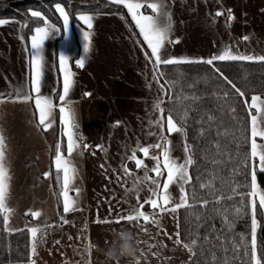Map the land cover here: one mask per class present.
<instances>
[{
  "label": "crops",
  "instance_id": "1",
  "mask_svg": "<svg viewBox=\"0 0 264 264\" xmlns=\"http://www.w3.org/2000/svg\"><path fill=\"white\" fill-rule=\"evenodd\" d=\"M168 4L171 13V38L179 41L167 45L169 56L198 61L223 54L226 50L240 54L264 53V0H168ZM229 10L234 17L231 21L227 19ZM217 11L223 12V15L215 16ZM86 14L93 15L95 19L91 50L87 54L84 68L76 66V60L85 56L82 36L85 26L82 22L78 20L75 25L70 22L67 40L64 38L62 19L61 28L49 22L60 31L54 32L45 41L46 67L41 88V94L53 101V111L57 110L63 134L59 112V95L63 91V76L60 72L59 56L60 54L67 56L68 67L74 73V84L70 90L69 99L72 101L79 124V133L83 137L82 144L87 143L90 146L88 150L83 151L82 155L73 153L78 155L77 159L79 158L81 163V183L85 187V203L83 208L76 212L77 218L71 215L66 229L65 226L52 222L49 224L51 227L46 225L44 230L47 234L44 241L38 244L37 255L34 257L36 264H92L94 243L90 231L105 229L109 224H114V222L96 223V220L111 218L121 213L127 214L129 208L137 204L136 196L125 192L124 181L127 180V187L130 188L132 179L136 176L142 177L144 172L143 169H136L134 161V166L130 169L128 163L131 160L127 157L137 145L149 146L160 140L159 136L150 134L158 132L159 129L149 123L158 115L153 108L159 87L152 79L153 65L146 59L151 54L150 50L143 42L131 16L128 15L136 33L120 14ZM5 20L9 23L0 26V95L13 94L20 88L28 94L30 93L31 42L29 40L26 44L24 41L18 21ZM245 36L248 37L247 40L244 39ZM85 93L91 95L85 96ZM26 112L35 113L38 116L34 99L0 104V126L1 123H8L5 125V130L0 129V133L6 139V155L8 156L5 162L8 169L14 167L10 154L14 151L16 143L9 126L17 117L29 122L30 117ZM29 129L32 146L37 148L35 152L38 153L41 149L40 136L31 124ZM54 137L55 134L53 136L48 134L49 142L46 140L42 147L49 156ZM64 138L66 148L63 154L67 156V139L65 136ZM170 140L172 156L178 162H183L185 158L183 136L174 133ZM258 143H264V141L258 138ZM98 145L102 146L103 150H98ZM159 152V149H150V155H158ZM137 158L143 159L149 169L155 165L153 159L143 157L140 152H137ZM43 164H41L42 168ZM124 166L133 173L132 178L126 177L123 172ZM42 172L47 173L45 169ZM150 175L154 176L151 173ZM166 175L167 173L161 177V184ZM16 184V181L11 178L10 187ZM47 185L49 198L47 201L50 200L53 206L52 200L56 202V196L53 189H51L52 192L50 191L48 182H46V188ZM175 189L176 186L173 185L170 191L176 198V192H173ZM150 195V191L145 186L140 193V202L143 203ZM143 210L147 214L154 211L148 204H145ZM121 222L129 228L136 227L135 222ZM10 225L13 229L11 221ZM138 237L139 234L135 238ZM57 241L59 243H56ZM173 246L176 247V244ZM157 247L159 248L158 244ZM7 264H27V262ZM141 264L152 263L145 262L141 258Z\"/></svg>",
  "mask_w": 264,
  "mask_h": 264
},
{
  "label": "snow or ice",
  "instance_id": "2",
  "mask_svg": "<svg viewBox=\"0 0 264 264\" xmlns=\"http://www.w3.org/2000/svg\"><path fill=\"white\" fill-rule=\"evenodd\" d=\"M111 4L122 5L127 9L128 15L131 16L132 22L135 24L136 29H138L140 36L143 38V42L147 45V49L150 50V56L146 59L149 63L153 65V82L159 87V93L154 103V112L158 115L155 119L150 120L149 123L154 125L159 129L156 133H150L159 136V142L149 145L141 146L137 145L131 152V155L127 159L134 161L137 170L143 169L144 175L136 176L132 179L131 187H127V180L124 181L125 192L132 193L137 198V204L131 206L127 214H117L111 218H104L103 220L97 219L96 223H121V221L135 222L136 227H139L142 231H147L145 225L152 223L153 225L159 227L160 221L156 218L158 215L171 212L177 213L181 208L192 209L196 206L198 194L193 190L192 192L187 191L186 186L193 184V179L189 174V168L197 164L194 159V151L192 145L185 143L184 153L185 158L183 162H178L171 154L172 145L170 137L174 133L186 136L185 125L187 124V109L184 116L181 117L180 121L174 118L171 111L168 112L165 117V109L163 107L165 103V97L169 99L172 98V89L174 88V82L165 80L164 66L199 62L205 63L213 67V70L219 73V69L215 67V61H239V62H259L264 63V53L256 54H240L238 52H233L232 50H226L223 54L213 56L206 60H188L173 58L167 53V45L178 43V40H173L171 38V13L169 11L168 0H109ZM142 9H150L151 15L145 14ZM55 10L59 13L60 18L63 21V32L64 38L67 40L70 31V21L69 13L65 10L60 3L55 4ZM223 15V12L217 11L215 16L219 17ZM30 16L33 18H39L43 21V27H35L34 34L30 36V93L26 94L23 88L17 89L13 94L10 95H0V104L6 102H23L31 101L34 99L35 111L38 113V126H42L43 131L49 130L53 124L51 123V118L53 115V101L41 94V88L43 84V78L45 73L46 61L44 53L45 41L50 38L52 34L60 29L54 28L53 25L49 23V20L42 15L38 10H33L30 12ZM77 20L82 22L85 26V30L82 32L83 36V51L85 56L76 60V66L78 68H84L85 60L87 54L91 50L92 45V35H93V21L95 17L91 14L81 13L77 15ZM227 19L229 21L233 20L234 17L231 14V10L228 12ZM9 21L5 19H0V26L8 24ZM245 40L248 39L247 36L244 37ZM60 72L63 76V91L59 95V112H60V124L63 129V135L67 139V156H65L61 149V144H57L54 166L57 174V182H62V189L59 196L63 204V213L68 214L71 212L80 211L79 208V193L80 189L76 188V197L69 195L71 185L73 180L78 175L77 167L74 165L71 157L73 153L82 155L84 150L89 149L87 143H83V137L79 133V124L76 120V114L72 107V101L69 99L70 90L74 84V73L68 67V57L64 54L59 56ZM220 76L225 80L226 83L230 84L235 92L238 94L239 98L243 99L244 107L248 109V128L250 130V136L246 137V140L250 143V150L244 155V166L245 168L251 167L250 172V184L246 183L244 185L235 184L231 188V195H215L216 192L220 191L214 186V181L219 178L215 170L210 173L211 179L207 182H201L200 189H210L212 190V195L214 196L215 203L221 204L222 201L232 200L234 197H239V206L235 208L236 217L246 215L247 211L250 210L251 214V231H250V241L241 236L240 240L231 241V259L227 257L221 258L218 251L215 249L223 248L224 253L230 251L228 247V241L226 237L218 236L217 240L220 244H211L208 237H204L205 244H211V248L207 251L198 243L197 238L190 239L187 243L183 242L180 238V232L175 233L176 239L174 243L176 245L182 246L189 253L190 264H199L198 259H194L198 256H202L205 260V264H232L233 261L239 260L240 264H264V241L258 236V228L260 224L258 223V212L264 215V190L257 184V170L264 173V143H258V138L260 141H264V96L254 94L251 96L250 102L248 101L245 92L237 88L231 80H229L223 73H219ZM161 80H164L161 83ZM167 86V87H166ZM151 87V85H150ZM85 96L91 95L90 93H85ZM215 95V94H214ZM223 98L227 101L231 99L228 92H224ZM198 96H185L177 98L178 102L183 103L184 100H199ZM254 110V111H253ZM232 113L236 112L233 107L230 109ZM208 122L214 124L216 117L214 115L208 116ZM233 119H236L233 116ZM166 133V134H165ZM201 136L204 135V130H201ZM228 132L223 133L217 131V136H227ZM217 149V154L220 155L221 144L219 139L214 142L213 145ZM159 149L158 155H150V149ZM98 150H103L102 146H97ZM137 152L143 154L145 158H151L155 161V165L152 168H148L144 163L143 159L137 158ZM229 159H231V154L229 153ZM6 139L2 133H0V217L3 218V231L6 233H13L17 231H23V229H12L9 227L10 217L14 213L7 201L10 193V180L11 176L9 169L6 165ZM251 161V165H249ZM223 161L213 160V164L222 163ZM103 167V165H102ZM123 172L126 177L132 178L133 173L124 166ZM236 172V169H233ZM154 174L153 175H150ZM167 173L166 178L161 184V177ZM49 173H45L44 177L47 179ZM118 179H120L118 177ZM177 186L180 191L179 200L174 197L170 191L171 186ZM145 186L150 191L151 195L147 197L143 203L140 202V193L144 190ZM248 187L249 191L246 193L239 192L238 189L241 187ZM191 201V202H190ZM199 206L202 208H207L210 203L207 199H200L198 201ZM145 204L151 206L154 210L151 214H147L143 209ZM111 211V209H110ZM228 210L224 209L221 213L224 216V222L228 226L229 231L231 230V224L234 221H230L228 218ZM195 215L197 221L201 219L199 215ZM31 215L33 220H36L41 216L40 211L29 210L25 212V216ZM63 223H68L64 217H61ZM143 221V223H141ZM51 227V225H48ZM179 229V224H177ZM121 228L119 231H122ZM27 232L30 235V252L27 260V264H36L34 257L37 255L38 244L44 241L46 236V231L44 228L39 226L27 227ZM38 233L40 234L38 236ZM115 237V232H113ZM172 237L169 236V239ZM71 239V237H69ZM114 241L108 242L110 246H115ZM56 243H59L57 241ZM137 244L140 241H136ZM149 250L151 248L157 247L156 244H151L148 246ZM197 248L200 249L197 252ZM87 249V246H86ZM139 251V257L136 253ZM152 255H159L158 252L152 253ZM135 264H141V257H146V253L142 249L135 248L134 250Z\"/></svg>",
  "mask_w": 264,
  "mask_h": 264
},
{
  "label": "trees",
  "instance_id": "3",
  "mask_svg": "<svg viewBox=\"0 0 264 264\" xmlns=\"http://www.w3.org/2000/svg\"><path fill=\"white\" fill-rule=\"evenodd\" d=\"M60 3L69 13V20L72 25L78 23L77 15L81 13H117L122 15L127 23L133 28L132 22L125 8L121 5L111 4L107 0H0V19L16 20L21 25V33L26 44L30 36L34 34L35 27H42L43 21L39 18L30 16V12L38 10L45 16L49 22L61 28V18L55 10V4ZM145 14H152L150 9H142ZM134 30V28H133ZM135 32V30H134ZM136 33V32H135ZM140 43L144 46L142 40L138 37ZM146 53L148 50L144 46ZM215 67L219 73H223L237 88L245 92L250 102L254 94L264 96V63L259 62H239V61H216ZM165 80L174 82L172 89V98L165 97L163 105L165 117L171 111L177 122L184 116L187 109V124L185 125L186 136L184 144L192 145L194 159L197 164L189 168V174L193 179V184L186 186L187 191L198 194L196 206L192 209L181 208L178 210V224L180 238L187 243L192 238H197L198 243L207 251L211 244H220L218 236L226 237L230 251L224 253L223 248L215 249L221 258L231 259V241L240 240L241 236L250 241L251 231V214L236 217L235 208L239 206V197L232 200L222 201L221 204L215 203L212 190L200 189L201 182H207L211 179L210 173L215 170L219 178L214 181V186L220 191L215 195H231V188L235 184H250L251 167L245 168L244 155L250 150V143L246 140L250 136L248 128V109L244 107L243 99L232 86L225 82L220 74L213 70V67L205 63L174 64L164 66ZM164 80H161L163 83ZM167 87V86H166ZM224 92H228L227 101L223 98ZM215 94V95H214ZM57 96V94H56ZM185 96H198L199 100H184L178 102L177 98ZM236 112L232 113L231 108ZM254 111V110H253ZM57 115V112H56ZM214 115L216 121L214 124L208 122V116ZM233 116L236 119H233ZM204 135L201 136V130ZM228 132L227 136H217V131ZM219 139L221 144L220 152L213 146L214 142ZM61 144L62 152L65 151V138L62 134L57 117V131L51 144L50 155L55 156L56 146ZM229 153L231 159H229ZM213 160L223 161L222 163L213 164ZM129 168L134 166L133 161L128 163ZM251 165V161H249ZM236 169V172H233ZM257 182L260 187L264 188V173L257 170ZM51 184L56 196L58 207H61V198L59 193L62 189V182H57L56 170L52 169ZM239 192L246 193L248 187L241 186ZM200 199L210 201L207 208L199 206ZM191 202V201H190ZM224 209L228 210V218L234 221L231 224V230L224 222V216L221 214ZM201 219L196 220L195 215ZM258 236L264 241V215L258 212ZM207 236L211 244H205L204 237ZM200 249L197 248V252ZM30 252V235L27 229L13 232L11 234L3 231V218L0 217V264L7 263H26ZM194 259L199 260V264H205L202 256ZM186 264H190L189 260ZM232 264H240L239 260L233 261Z\"/></svg>",
  "mask_w": 264,
  "mask_h": 264
},
{
  "label": "rangeland",
  "instance_id": "4",
  "mask_svg": "<svg viewBox=\"0 0 264 264\" xmlns=\"http://www.w3.org/2000/svg\"><path fill=\"white\" fill-rule=\"evenodd\" d=\"M56 111L57 110L53 111L51 118V123L53 126L47 131H43L42 126H38V116L35 113L32 114L31 112H26L27 116L30 117L29 122L28 120L22 121L21 117H17L14 122L11 121V125L9 126L10 133L16 139V143L13 148L14 151L10 154L11 163L14 167H12L13 169H9V173L11 178L14 179L17 184L16 186L10 187V193L7 201L8 205L14 209V213L10 217V221L14 226L13 229H27V227L32 226L45 228L46 225L51 224V222L54 224H59V226L62 227L65 226L66 229V227L69 225L68 223H63L61 217H64V219L67 221L71 219V215H75L73 217L76 218L78 217L76 216V212L78 211L68 214L63 213L62 200L60 208L58 207L57 199L56 202L55 200L51 199L53 206L50 200L47 201L49 198L47 197L48 185L46 188V182H48L49 189L52 192L51 172L52 169L55 170L53 163L55 156H49V153L44 151L42 147L46 140L49 142L48 134L51 136L56 134ZM28 123L34 127L35 131L40 136L39 147H41V149L38 153H36L37 151L35 152L37 148L32 146V139ZM5 125H8V123H1L0 129L5 130ZM77 157L78 155L74 154L71 157L74 165L77 167L78 175L72 182L69 195L75 198V189H80L78 206L81 209L85 203V187L81 183L82 169L79 158L77 159ZM43 163H45V165ZM41 164H43V168ZM44 169L50 174L47 179L44 177V173L42 172ZM173 192H176V199L178 201L180 195L179 188L176 186V189L175 191L173 190ZM29 210L40 211L41 216L36 220H33L31 215L25 216V212H28ZM156 218L160 221L159 227L149 223L145 225L147 231H142L139 227H135L134 229L129 228L124 226L122 222L119 224H109L108 227H106L107 229H92L90 231L92 235L91 239L94 243L92 264H113L112 261L106 260L100 249L107 251V249L110 247V244L106 243V241L111 242L116 239L113 236V230L119 231L121 228L130 229L133 234L136 233L134 237L139 234V237L135 238V248L142 249L146 253V257H141L143 260H145V262L150 261L152 264H186L189 260L188 251L180 245H176V247L173 246L176 239L175 233L178 231V212H166L158 215ZM9 227L12 228L11 225ZM39 235L40 234L38 233V236ZM169 236L172 238L169 239ZM136 241H140V243L137 244ZM151 244H158L159 248L154 247L149 250L148 246ZM156 252H158L159 255H152V253ZM139 255L140 254L138 251L136 256L139 257ZM134 263V257L122 258L120 260V264Z\"/></svg>",
  "mask_w": 264,
  "mask_h": 264
},
{
  "label": "clouds",
  "instance_id": "5",
  "mask_svg": "<svg viewBox=\"0 0 264 264\" xmlns=\"http://www.w3.org/2000/svg\"><path fill=\"white\" fill-rule=\"evenodd\" d=\"M115 232V246H110L107 251L100 249L106 260L112 261L113 264H120L122 258H132L135 250V237L134 234L128 230Z\"/></svg>",
  "mask_w": 264,
  "mask_h": 264
}]
</instances>
